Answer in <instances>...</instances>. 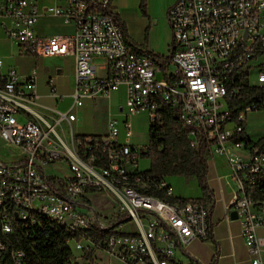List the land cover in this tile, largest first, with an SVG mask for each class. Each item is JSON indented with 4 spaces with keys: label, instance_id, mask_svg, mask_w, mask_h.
Returning <instances> with one entry per match:
<instances>
[{
    "label": "built area",
    "instance_id": "obj_1",
    "mask_svg": "<svg viewBox=\"0 0 264 264\" xmlns=\"http://www.w3.org/2000/svg\"><path fill=\"white\" fill-rule=\"evenodd\" d=\"M42 14L74 32L40 34ZM115 14L111 0H0L2 24L22 55L75 59L66 111L40 103L37 66L22 74L3 70L0 59V139L13 154L0 156V264H29L30 237L48 225L68 233L70 264H183L180 250L210 240L211 205L202 197L170 200L166 178L140 167L149 144L134 143L131 118L147 113L151 138L170 108L191 147L203 145L208 161L223 157L233 193L225 218L237 211L252 264H264V135L256 140L247 129L264 101L234 111L248 86L264 88V0H176L166 67L130 43ZM49 87L56 91L53 81ZM123 87L122 121L109 115L105 132H75L88 101L105 103Z\"/></svg>",
    "mask_w": 264,
    "mask_h": 264
},
{
    "label": "crops",
    "instance_id": "obj_2",
    "mask_svg": "<svg viewBox=\"0 0 264 264\" xmlns=\"http://www.w3.org/2000/svg\"><path fill=\"white\" fill-rule=\"evenodd\" d=\"M38 1L41 5H48L52 3V0H38ZM175 1L176 0H147L146 13H143V11L141 10V0H111V4H112V8L114 12L116 14H119L120 17L127 24V31H128V36H129L128 40L129 41L131 40V42L140 46L144 50L148 49L154 52V50L145 46V44H147L148 42L147 41L148 38H146L147 28L150 30L149 32L150 34L151 31L153 30L154 20L158 22L157 20L160 21V19H163L167 26L168 43L170 44V41H171L170 27L171 26L168 21V11ZM133 14H135L136 17H139L140 14H148V17L141 16L139 22L136 23L134 21ZM2 22H3V19L0 18V41L6 40L4 39L5 37H3L5 32H4ZM156 22L154 23V25L156 24ZM36 29L40 34H44V35L67 34V33L74 32V26L72 24H67L63 21L61 17L55 16L52 14H42L38 18ZM170 45H169V52H170ZM2 52L3 51L0 50V53ZM54 57L61 59V60L72 57L73 59V71H72V74H73L72 75V80H73L72 87L73 88L71 91L72 93L74 89V85H75V59L72 55L54 56ZM6 58H11V56L6 55ZM42 58L43 57H38L37 59H42ZM95 58L101 59L100 63L104 61L103 58H100V57H95ZM96 63H99V62H96ZM35 65L37 66V70H38L39 62L36 61ZM12 66L13 65H11V63L4 62L3 70H7L8 68ZM29 71L30 70H28L27 73ZM57 71L58 72L54 71L53 74H51L47 79V83H49L50 81H53L56 86V91L52 92L49 86L46 85V87H44L43 82L45 80L41 75H39V70H38V81H37L36 89H37V94H38L40 103H41V100L46 97V98L53 100L56 104H59L61 101H58V98L60 96L64 97L63 94L59 93L61 91H65L62 76H60L62 70L58 68ZM45 88L48 90L47 92L45 91ZM124 93H125V89L123 87L119 91L115 92L109 101L117 97H120V101L123 100ZM68 95L70 96V94ZM105 103H98V105H94L92 102L88 101L86 105L84 106V111H81L83 109L82 108L78 112L80 119L75 123L74 127L75 128L83 127L86 122L84 119L87 117V113L91 111L95 113L97 108L100 107L101 105H103L106 108V111L109 116L112 111L110 112L111 109L105 106L104 105ZM119 105L120 104L116 105L118 109H119ZM44 106L48 109L52 108L46 105ZM119 111L123 113L122 109H119ZM135 116L131 118L132 122ZM123 117H124V113H123ZM249 128L250 126H249V118H248V123H247L248 132L250 131ZM78 134H88V133H78ZM251 136L253 135L251 134ZM210 162L211 161H208L209 171H210V166H211ZM208 177H209V172H208ZM218 181L221 184L222 180L218 179ZM169 184L171 185V183ZM172 188H173V197H177L174 194L173 186ZM221 188H220V191H221L222 200H223L222 207H217L216 193H215V190L211 188L214 191V197H215L214 207L212 208V213L210 216V219L212 222V228H213V234H212L211 239L207 241H201V240L192 241L195 243L194 247H192L190 250H187V246H186L184 250H180L178 252V258L179 256L182 257V255H186L192 262H195L196 264H252V258L248 252V249L246 247L245 241L242 236L241 221L238 219L227 220L225 218L226 206L230 202L228 203L226 202L225 197H224L225 191L223 187ZM232 194L233 193L231 189V195ZM109 205H111L110 200H109L108 206Z\"/></svg>",
    "mask_w": 264,
    "mask_h": 264
},
{
    "label": "rangeland",
    "instance_id": "obj_3",
    "mask_svg": "<svg viewBox=\"0 0 264 264\" xmlns=\"http://www.w3.org/2000/svg\"><path fill=\"white\" fill-rule=\"evenodd\" d=\"M142 10V8H141ZM134 15V21L136 23L139 22L141 16L148 17V14H140L139 17ZM123 20V19H122ZM124 21V20H123ZM154 20L153 23V30L149 34L150 30L147 28L146 38H148L146 47L154 50L155 53L160 55H168L169 53V45L172 42V29L170 27V34H171V41L170 44L168 43V33H167V26L163 19ZM125 22V21H124ZM126 23V22H125ZM127 26V24H126ZM4 28V26H3ZM4 39L0 41V50L3 51L0 53V59L4 62L11 63V65L18 68V70L22 74H27V71L32 69L35 65V62H39V75L44 78V87L49 86L47 83L48 77L53 74L54 71L58 72L57 69H61L62 72L60 76H62V80L64 83L65 91L59 92L60 94L64 95V100L61 101L59 104H56L53 100L49 98H43L41 103L56 108L61 111H66L72 105V98L68 95L71 94L72 91V71H73V59L69 57L67 59L61 60L55 57H43L42 59H37L35 57L29 55H22L20 53L21 47L17 43H13L12 40L8 38V34L6 29L4 28ZM148 36V37H147ZM133 41V40H132ZM6 55H10L11 58H6ZM95 62H101V59L95 58ZM173 66H170V70H173ZM101 73V72H99ZM74 79V78H73ZM45 91L48 90L45 88ZM123 103V100L120 101V97L113 98L111 101L106 102L104 105L110 108V115L113 117L119 118L121 121L123 120V113H121L116 107L117 104ZM81 110V109H80ZM79 110V111H80ZM84 111V108L81 110ZM88 112V111H87ZM108 118V113L106 108L101 105L97 108L95 113L93 111L87 113V117L84 119L85 125L81 128H75L76 133H88V134H98L105 132L106 126V119ZM249 126H250V133L253 135L254 139H259L261 135H264V110L263 111H252L249 114ZM133 130L135 136L133 138L135 144L140 145H148L150 143V123L148 114L143 112L139 113L137 116L133 118ZM12 153L9 148L5 147L4 142L0 139V156L7 160H12ZM210 171L208 182L211 188L215 190L216 198H217V207L223 206L222 194L220 188L223 187L225 191V200L226 202H230L232 199L231 195V179H229L230 171L225 166V162L223 157L215 156L214 161L211 160L210 162ZM140 167L141 170H148L151 167V157H142L140 160ZM222 177L221 184L218 181V177ZM166 180L171 183L174 187V194L180 198H201L203 197L202 188L199 185V182L195 178H187L181 175H173L166 178ZM96 203L105 208L106 204H109V200L96 198ZM194 242L187 245V250H190L194 247ZM179 259L182 260L183 264H196L192 262L186 255L179 256Z\"/></svg>",
    "mask_w": 264,
    "mask_h": 264
},
{
    "label": "trees",
    "instance_id": "obj_4",
    "mask_svg": "<svg viewBox=\"0 0 264 264\" xmlns=\"http://www.w3.org/2000/svg\"><path fill=\"white\" fill-rule=\"evenodd\" d=\"M146 5L147 0H141L143 13H146ZM115 17L125 36L129 39L126 23L119 14H115ZM130 43L133 42L130 40ZM145 51L151 53L155 61L163 67L171 63V51L166 56L148 49H145ZM246 92L244 101L234 108L235 112L252 101H264L263 87L248 86ZM145 156L151 157V167L147 172L155 176L157 180L173 175L197 179L203 191L202 198L212 208L214 207V191L208 182L207 149L203 145L198 148L191 147L187 130L181 125L175 109L170 108L168 110L165 127L158 132H152ZM152 193L162 198L166 197L165 192L161 189L153 190ZM178 198L180 197H171L169 199L176 200ZM68 236L65 230L56 231L49 225L44 228V234H37L36 231H33V236L30 237V240H34L36 245L34 249H30L29 264H70L71 252L67 244ZM24 243L27 242L24 241ZM6 261L9 262V259L6 258Z\"/></svg>",
    "mask_w": 264,
    "mask_h": 264
},
{
    "label": "water",
    "instance_id": "obj_5",
    "mask_svg": "<svg viewBox=\"0 0 264 264\" xmlns=\"http://www.w3.org/2000/svg\"><path fill=\"white\" fill-rule=\"evenodd\" d=\"M230 215H231V218H232L233 220L238 219V213H237V211H235V210L232 211Z\"/></svg>",
    "mask_w": 264,
    "mask_h": 264
}]
</instances>
